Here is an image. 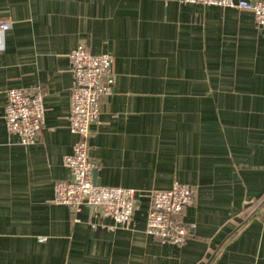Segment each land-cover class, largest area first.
<instances>
[{
	"label": "crops",
	"instance_id": "obj_1",
	"mask_svg": "<svg viewBox=\"0 0 264 264\" xmlns=\"http://www.w3.org/2000/svg\"><path fill=\"white\" fill-rule=\"evenodd\" d=\"M0 19L10 23L0 52V264H264V28L250 12L181 0H0ZM80 45L114 59L89 158L99 186L134 190L126 226L52 201L77 141L68 54ZM9 89L43 96L33 145L6 131ZM175 183L195 192L181 246L145 232L152 192Z\"/></svg>",
	"mask_w": 264,
	"mask_h": 264
},
{
	"label": "built area",
	"instance_id": "obj_2",
	"mask_svg": "<svg viewBox=\"0 0 264 264\" xmlns=\"http://www.w3.org/2000/svg\"><path fill=\"white\" fill-rule=\"evenodd\" d=\"M184 4H203L250 12L256 25L264 28V1L261 0H181ZM10 23L0 19V52ZM74 84L70 90L69 130L77 136L72 153L64 156L63 166L70 179L54 186L53 202L77 213L82 207L109 218L115 226L131 222L136 209L135 192L122 187H103L94 183L95 165L89 158L92 126L100 116V100L110 95L115 82L113 56L91 54L80 45L68 54ZM4 124L6 131L23 146L35 144L44 126L43 96L40 91L9 89L5 92ZM195 203L194 190L175 183L168 190H156L146 217L145 232L163 244L181 246L190 236L183 222L185 209ZM95 228V225H92ZM39 241H44L40 238Z\"/></svg>",
	"mask_w": 264,
	"mask_h": 264
},
{
	"label": "water",
	"instance_id": "obj_3",
	"mask_svg": "<svg viewBox=\"0 0 264 264\" xmlns=\"http://www.w3.org/2000/svg\"><path fill=\"white\" fill-rule=\"evenodd\" d=\"M93 177H94V183H95L96 185H98V181L95 180V177H96V172H95V170H94V173H93Z\"/></svg>",
	"mask_w": 264,
	"mask_h": 264
},
{
	"label": "trees",
	"instance_id": "obj_4",
	"mask_svg": "<svg viewBox=\"0 0 264 264\" xmlns=\"http://www.w3.org/2000/svg\"><path fill=\"white\" fill-rule=\"evenodd\" d=\"M263 200H264V195H263Z\"/></svg>",
	"mask_w": 264,
	"mask_h": 264
}]
</instances>
